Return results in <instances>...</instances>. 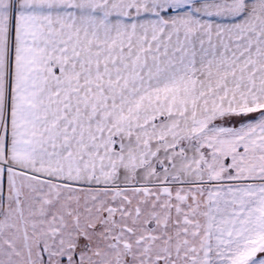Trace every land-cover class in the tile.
<instances>
[{
	"label": "snow or ice",
	"instance_id": "1",
	"mask_svg": "<svg viewBox=\"0 0 264 264\" xmlns=\"http://www.w3.org/2000/svg\"><path fill=\"white\" fill-rule=\"evenodd\" d=\"M0 264H264V0H0Z\"/></svg>",
	"mask_w": 264,
	"mask_h": 264
}]
</instances>
